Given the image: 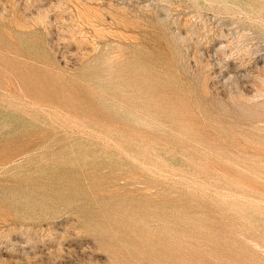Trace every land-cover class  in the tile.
<instances>
[{
    "label": "rangeland",
    "instance_id": "1",
    "mask_svg": "<svg viewBox=\"0 0 264 264\" xmlns=\"http://www.w3.org/2000/svg\"><path fill=\"white\" fill-rule=\"evenodd\" d=\"M0 264H264V0H0Z\"/></svg>",
    "mask_w": 264,
    "mask_h": 264
}]
</instances>
